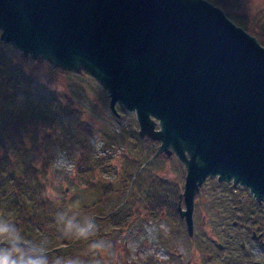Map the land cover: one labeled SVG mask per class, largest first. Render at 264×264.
Segmentation results:
<instances>
[{
  "label": "water",
  "instance_id": "obj_1",
  "mask_svg": "<svg viewBox=\"0 0 264 264\" xmlns=\"http://www.w3.org/2000/svg\"><path fill=\"white\" fill-rule=\"evenodd\" d=\"M0 40L86 73L110 107L187 168L182 211L208 178L264 203V45L209 0H0Z\"/></svg>",
  "mask_w": 264,
  "mask_h": 264
},
{
  "label": "rangeland",
  "instance_id": "obj_2",
  "mask_svg": "<svg viewBox=\"0 0 264 264\" xmlns=\"http://www.w3.org/2000/svg\"><path fill=\"white\" fill-rule=\"evenodd\" d=\"M241 1V8L233 13L242 15L243 11L249 13L251 10L258 15L260 23H264V0ZM246 14L243 15L249 17ZM254 17L251 16L250 19ZM261 37L264 40V29L261 30ZM0 42L7 45L1 40ZM11 48L17 51L11 53L12 61L27 64L25 69L34 76L36 85L32 87L39 97H31L29 103L23 105L24 115L31 107L42 108L47 104L59 107V112L65 117L72 115L71 118L76 117L77 121H82L73 122L71 128L61 130L63 134L55 143V148L49 152L46 163L35 170V174L40 172L39 177L14 182L19 183V190L29 186L31 191L27 194L36 201L42 200L44 205L41 207L40 212L43 214L40 220L30 223L39 228L37 231L34 229V241L31 243L39 248V253H28L31 264H53L55 254L46 257L42 254L43 251L40 252L41 248H54L76 238L78 249L74 248L70 257L86 260L88 264H224L223 257L236 264H264V246L261 247L252 237L248 236L245 248L241 247L243 236L240 231L243 230L244 222L248 219L247 223L250 225H261L257 215L262 219L259 213L252 217L243 215L244 220L237 215L239 207L235 210L234 205L238 201L251 205L253 212L258 210L260 203L248 190H243L240 186L233 188L229 183L208 178L199 187L198 204L195 202L197 195L194 197V204L197 205L194 213V238L188 236L186 223L179 218L160 215V212L145 216L149 209L152 210L149 202H153L147 192H153V186L156 181L159 183V179L153 180L148 173H144L139 188L134 187V190L128 191L135 180L136 171H140L141 167L137 159L143 142L138 139L141 135L136 114L128 112L121 105L117 106L119 115L114 114L110 109L107 91L88 74L53 67L47 61L40 62L32 56L24 57L21 51L12 46ZM12 49L7 47L5 51ZM3 61L0 56V65L4 64ZM23 98V94L18 93L17 101L21 102ZM70 101L81 112L71 113ZM27 128L24 127V143L28 147L30 138L28 139L27 130L30 128ZM103 130L105 133L99 132ZM17 137L15 139L14 135H9L16 149H19L23 137ZM51 148L49 146L48 150ZM23 153L27 158L28 152L23 150ZM165 154L169 158L165 166L170 167V172L161 173L165 180L160 183L165 189L173 187L176 194L185 195V163L175 152ZM14 159L18 158L13 153V163ZM166 178L171 182L166 181ZM34 181L41 186L35 192L34 187L38 183H32ZM1 185L10 192L12 187L5 183ZM14 189L19 192L17 188ZM227 192H230L228 196L232 198L225 197V204H219L218 196L222 193L227 196ZM36 201L37 208L41 203ZM225 206L228 210L219 216L215 208L222 209ZM120 207L122 209L119 216L111 217L110 214ZM249 211L248 209V213ZM10 212L14 210H8ZM222 216L226 217L227 229L222 234L227 243L219 248L217 244L209 243L213 234L210 224H216ZM262 226L264 230V222ZM58 230L63 231L59 233Z\"/></svg>",
  "mask_w": 264,
  "mask_h": 264
},
{
  "label": "trees",
  "instance_id": "obj_3",
  "mask_svg": "<svg viewBox=\"0 0 264 264\" xmlns=\"http://www.w3.org/2000/svg\"><path fill=\"white\" fill-rule=\"evenodd\" d=\"M210 1L223 8L233 21L256 36L261 44L264 45V40L261 37V30L264 29V23H260L258 15L254 14L251 10L249 13L243 11V14L247 13L246 15H249V17L243 14L237 15L233 13L241 8V0H233L236 5H233L231 0ZM251 16L255 17L250 19ZM7 47L12 49L10 45H3L0 42V49L2 50L0 56L3 57L4 60V64L0 65V180H2V183H5L6 186L12 188L9 192L5 188H2V183L0 184V197L2 196L0 201V264H31V262H29L30 259L28 253H39V248L35 244H31L34 241L32 238L33 232L35 231L34 229L37 231L39 228L35 224L31 225L30 223L36 219L40 220V217L43 214L40 212L41 207L44 205L42 200L36 201V199H33L27 194V192L31 191L29 186L19 190V183L14 182H22V180L24 181L26 179L30 181L35 176L39 177L40 172L35 174V170L38 167L44 166L46 163L51 151L57 145H55V143L63 134L61 130L71 128L73 122L80 123L82 121L79 119L77 121L76 117L71 118L72 115L65 117L59 112V107L47 104L45 107L42 106V108H29V111L25 116L23 105H27V102L29 103L31 97H33V99L39 98L36 96V93H34L35 91L32 87L36 85L35 79L32 73L25 69L27 64L22 65L20 62L12 61L10 55L17 51H14L13 49L5 51ZM39 61L42 62L43 60L39 59ZM28 83H30L29 86L26 85ZM18 93H21L24 96L21 102L17 101ZM56 96L59 98L63 97L61 95ZM46 97L48 96H44V98ZM11 107L13 109H11ZM69 107L71 113L80 111L75 107V104H73L72 101H70ZM81 125H83V123ZM24 127L30 128V130L27 128L28 139L30 138L28 147L24 143ZM99 132L105 133L104 130ZM9 135H14L15 139H18L17 135L23 137L19 149H16L15 143L9 138ZM138 139L143 142L138 151L140 155L138 159L136 158L141 167L140 171H136L135 180L130 184L128 191L134 190V187L139 188V182L141 178H144V173H148L150 178L160 179L159 175H161L166 168L165 164L167 158L158 156L153 160L150 159L151 156L155 154L158 142L141 136ZM49 146L52 147L50 150H48ZM23 150L28 152L27 158L26 154L23 153ZM13 153L14 156L18 158L14 159V163L12 161ZM139 159H141V161H139ZM17 174L24 176L23 178L18 177ZM160 181L163 182L164 180H159V183L156 181L153 186V192L150 194L156 193L158 195L156 196L159 203L156 208L159 209V211L171 210L169 202L172 203V201L169 200V197L171 196L170 199H173L174 197L175 200L177 199V195H174L176 189H173V187L169 190L167 188L165 189L162 187ZM32 183L36 184L38 182L34 181ZM14 188H17L19 192ZM40 188L41 186L39 183L38 185L36 184L33 192ZM165 194H170V196H166ZM227 194L230 195V192H227ZM228 195L218 196L217 201H220L218 203L225 204V197L227 198ZM12 197H14V199ZM35 201L41 203L38 204L37 208ZM235 204L239 207L238 212L247 213L248 209L254 211L252 210L251 205H246L245 207V204H242L240 201ZM121 209L122 208L120 207L118 211H113L110 216H119L118 214H120L119 211ZM8 210H14V212L8 213ZM65 210L66 209H64V211ZM225 210H228L226 206L222 209L220 208L222 214H224ZM254 213L262 215V219L258 215L257 217L260 221L264 222V204H259L258 210ZM120 218L122 217L120 216ZM58 231L61 233L63 230ZM88 234H90L89 231ZM77 245L78 241L76 238L68 244L62 243L60 246H54V248L42 247L40 252L43 251L42 254L46 257L55 254L52 259V261H54L53 264H88V261L86 260H79L73 256L70 257L74 248L78 249L76 247ZM14 250L16 251L15 253Z\"/></svg>",
  "mask_w": 264,
  "mask_h": 264
},
{
  "label": "flooded vegetation",
  "instance_id": "obj_4",
  "mask_svg": "<svg viewBox=\"0 0 264 264\" xmlns=\"http://www.w3.org/2000/svg\"><path fill=\"white\" fill-rule=\"evenodd\" d=\"M156 149H158V144H157V148ZM163 154L166 155L165 153L156 154V152H155V154L153 156H151L150 159L153 160L155 157H158V156H163L164 157ZM165 158H168L167 155H166ZM164 171H166V173H169L170 172V167L169 166H166V168L164 169ZM159 176H160L159 177L160 178L159 180H161V178L163 180H165L164 179L165 176H162V175H159ZM152 179L155 180V178H152ZM168 179L169 178H166V181H168ZM168 182H171V181H168ZM231 186H232V184H231ZM238 188H236V189H238ZM243 190H246V189L243 188ZM147 195L152 199L153 202H149V205L151 206V209L152 210L149 209L146 212L145 216L147 214L148 215H151L152 213H156V212L159 213L160 212V215H165L167 217L168 216L169 217L173 216L174 219L179 218L180 220H182L183 222L186 223L185 226H186V229H187V232H188V236H190L191 238H194L196 236V233H195L196 225H195V219H194L195 209H197L196 208L197 207L196 203L194 205V210H193V228H192V231H190L189 225L187 223V219H186V217L184 215H182V211L185 210V208H186V203H185L184 198H183V193H181L180 195L179 194H176L177 195V199L176 200H175V197L173 199L172 198L170 199V197H171L170 194H165L166 196H170L169 197V200L172 201V203L169 202L171 210L168 209L167 211H159V209L156 208V207H158V203H159V200L157 198L158 195L156 193H153V194L147 193ZM220 195L222 196L223 193L220 194ZM228 197L229 198H232L231 196H228ZM199 201H200V199H199V193H197V197L195 199V202H197V204H198ZM241 203L242 204L244 203L245 204V207H246V205H247L246 202H243L242 201ZM237 207H238L237 205H234L235 210H237ZM215 212L219 216L221 215L220 214L221 213L220 208L216 207L215 208ZM247 214H248V216L252 217L253 214H255V213L253 211H249V213H248V211H247V213L237 212V215H240L241 217H243V215L247 216ZM250 217H249V219H250ZM241 220H244V217L241 218ZM247 220H246V222H244V224L242 226L243 230L240 231V234L243 236V240L241 242L242 249L245 248V246H246V242L248 240V236L249 237H252V239L256 240L258 243H260L261 247H263L264 246V230H263V226H262L263 225V221H260L261 222V225H258L257 223H254V224L250 225V224L247 223ZM94 221H95V219H94ZM253 222H255V220ZM233 225H234V221H233ZM210 226L213 229V234H211L212 236L209 239V243H215V244H217V246L219 248L220 247L221 248L224 247V244L227 243V241L225 239V236L223 235L226 232V230H224V229H227L226 217L222 216V218H221V220L219 222H217L216 224H210ZM215 233H217V235ZM164 241L165 240H163V243H164ZM169 244H171V243H169ZM222 261H223L224 264H236L235 262H231V260L229 258H226V257H223V260ZM251 264H259V263L253 262ZM260 264H263V263L260 262Z\"/></svg>",
  "mask_w": 264,
  "mask_h": 264
}]
</instances>
